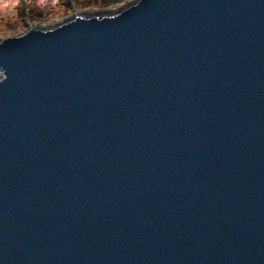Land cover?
I'll return each mask as SVG.
<instances>
[{"label":"water","instance_id":"1","mask_svg":"<svg viewBox=\"0 0 264 264\" xmlns=\"http://www.w3.org/2000/svg\"><path fill=\"white\" fill-rule=\"evenodd\" d=\"M0 41V264H264V0H139Z\"/></svg>","mask_w":264,"mask_h":264},{"label":"rangeland","instance_id":"2","mask_svg":"<svg viewBox=\"0 0 264 264\" xmlns=\"http://www.w3.org/2000/svg\"><path fill=\"white\" fill-rule=\"evenodd\" d=\"M139 0H0V41L19 36L32 28L51 30L76 15L110 17ZM2 71L0 70V80Z\"/></svg>","mask_w":264,"mask_h":264}]
</instances>
